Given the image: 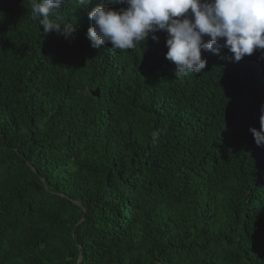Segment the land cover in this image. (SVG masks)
<instances>
[{
	"label": "trees",
	"instance_id": "1",
	"mask_svg": "<svg viewBox=\"0 0 264 264\" xmlns=\"http://www.w3.org/2000/svg\"><path fill=\"white\" fill-rule=\"evenodd\" d=\"M100 4L0 0V264H264V51L176 76L165 32L92 48Z\"/></svg>",
	"mask_w": 264,
	"mask_h": 264
},
{
	"label": "clouds",
	"instance_id": "2",
	"mask_svg": "<svg viewBox=\"0 0 264 264\" xmlns=\"http://www.w3.org/2000/svg\"><path fill=\"white\" fill-rule=\"evenodd\" d=\"M67 0H31V18L45 35L55 32L69 39L77 31L58 22L57 13ZM86 7L91 0H80ZM124 7L102 4L88 12L91 47L111 45L112 51L135 48L158 32L167 34L165 59L175 75L201 73L207 64L202 52L220 55L226 49L232 62L264 51V0H122ZM207 38V39H206ZM218 46V47H217ZM264 59V57H261ZM260 128H250L257 147L264 148V105Z\"/></svg>",
	"mask_w": 264,
	"mask_h": 264
}]
</instances>
